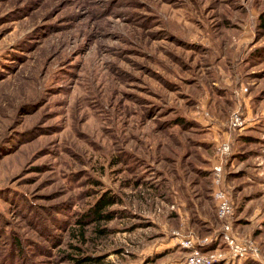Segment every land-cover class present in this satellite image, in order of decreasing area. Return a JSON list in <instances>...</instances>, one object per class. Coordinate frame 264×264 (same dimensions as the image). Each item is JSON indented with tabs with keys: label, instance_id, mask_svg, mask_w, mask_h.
Instances as JSON below:
<instances>
[{
	"label": "rangeland",
	"instance_id": "374dc122",
	"mask_svg": "<svg viewBox=\"0 0 264 264\" xmlns=\"http://www.w3.org/2000/svg\"><path fill=\"white\" fill-rule=\"evenodd\" d=\"M196 255L264 264V0H0V264Z\"/></svg>",
	"mask_w": 264,
	"mask_h": 264
},
{
	"label": "built area",
	"instance_id": "2783aa9c",
	"mask_svg": "<svg viewBox=\"0 0 264 264\" xmlns=\"http://www.w3.org/2000/svg\"><path fill=\"white\" fill-rule=\"evenodd\" d=\"M218 195H220L221 198H222L221 204H220V213H221L222 217L223 216H227L229 211H230V205H229V202L227 200V197H226V195L223 192H219ZM227 228H229V227L227 226ZM227 237L230 240L228 242L230 243L231 248L233 249L235 254L245 253L246 246L234 241L230 234H228ZM182 244L183 245H188V241H183ZM192 264H212V261L204 260V259L201 258V256L196 255V256H194V258L192 260Z\"/></svg>",
	"mask_w": 264,
	"mask_h": 264
},
{
	"label": "trees",
	"instance_id": "16d2710c",
	"mask_svg": "<svg viewBox=\"0 0 264 264\" xmlns=\"http://www.w3.org/2000/svg\"><path fill=\"white\" fill-rule=\"evenodd\" d=\"M114 196H109L107 194H104L101 196L95 203V205L92 207L90 211V215L92 216V219L94 221L96 220H102V219H112V214L109 212H104V210L113 205L115 203ZM89 257H87L85 260H88ZM83 263L82 259L77 260V264Z\"/></svg>",
	"mask_w": 264,
	"mask_h": 264
}]
</instances>
